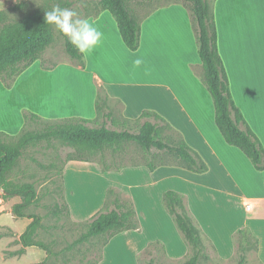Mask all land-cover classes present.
Wrapping results in <instances>:
<instances>
[{"label":"crops","instance_id":"1","mask_svg":"<svg viewBox=\"0 0 264 264\" xmlns=\"http://www.w3.org/2000/svg\"><path fill=\"white\" fill-rule=\"evenodd\" d=\"M213 6L219 52L235 104L264 146V0H216ZM85 19L103 33L102 42L85 58V68L69 60L45 69L39 60L11 88L0 79V133L19 135L25 126L24 111L50 121L94 120L99 86L127 119L156 112L204 159L208 171L141 167L106 179L131 196L138 217L155 223L158 230L165 229L169 213L165 193L181 194L220 259L235 255V236L242 230L258 241L254 256L264 264V171L229 145L216 125L214 100L195 71L202 62L189 10L171 3L153 11L142 22L136 52L126 47L109 11ZM152 236L172 245L167 254L171 260L184 258L173 249L177 244L185 247L180 235ZM225 236L230 243L224 249L216 239Z\"/></svg>","mask_w":264,"mask_h":264},{"label":"trees","instance_id":"2","mask_svg":"<svg viewBox=\"0 0 264 264\" xmlns=\"http://www.w3.org/2000/svg\"><path fill=\"white\" fill-rule=\"evenodd\" d=\"M86 1L93 4L95 9L94 14L86 18L98 17L103 11H109L116 19L126 47L132 52L138 51L141 44L142 22L157 8L140 17L132 4L142 7L153 0ZM215 1L183 0L175 3L184 5L190 12L202 62V65L195 68V71L214 100L217 127L229 145L240 149L258 171H264V146L235 104L229 75L219 52L218 30L213 6ZM44 2V5L29 11V2L19 0L0 11V79L7 88H11L16 79L35 62L43 61L44 53L54 43V26L45 23V11L51 10L56 5L65 9L73 5L69 0H46ZM65 50L72 61L77 62L82 68L86 67L84 56L68 42L67 38ZM43 66L45 69H51L44 61ZM111 102L105 88L99 86L95 107L98 116L94 120L71 118L50 121L24 111L25 126L19 135L10 136L4 132L0 133L2 198L9 200L19 197L21 202L14 205V215L19 219L28 217L32 220L21 236L24 247H40L50 252L44 243L33 240V236L41 227V217L27 215L24 212L39 202L35 186L10 179L19 159L23 156V150L31 145L41 141L59 142L63 147L73 149L66 161L89 162L90 158L98 153L104 154L111 150L116 154L131 143L138 145L153 160L162 161L159 164L149 163L148 167L151 170L162 166H178L200 174L208 171V165L204 159L158 113L146 111L136 120H130L121 115L116 117ZM40 122L46 123V127L39 131H27L29 125ZM115 193V190H110V194ZM163 201L185 240L199 251L184 264H198L202 232L190 214L184 197L177 192L169 191L165 193ZM139 225L133 202L122 199L118 195L113 200L110 209L92 218L87 231L76 243L89 242L99 236L113 237L123 232L135 231L139 229ZM244 233L245 231L241 230L236 235H244ZM254 240L257 247L258 241ZM246 262L247 258L242 253L238 264H246ZM34 264H45V261ZM149 264L156 263L151 260Z\"/></svg>","mask_w":264,"mask_h":264},{"label":"rangeland","instance_id":"3","mask_svg":"<svg viewBox=\"0 0 264 264\" xmlns=\"http://www.w3.org/2000/svg\"><path fill=\"white\" fill-rule=\"evenodd\" d=\"M17 1L19 0H0V11ZM23 1L29 2L28 10L32 11L44 5L46 0ZM69 1L73 5L68 9L76 12L79 18L85 19L95 12L93 4L86 0ZM182 1L153 0L142 7L134 4L132 7L141 17L158 7ZM53 32L54 43L42 57L47 67L71 60L65 50L66 37L55 27ZM111 106L115 116L120 117L121 107L113 102ZM45 127L44 122L33 123L28 126L27 131H39ZM72 152L73 149L63 147L55 141H41L23 150V156L10 179L35 186L39 202L24 212L41 217V227L33 240L44 243L50 252L40 247H24L21 236L32 220L28 217L17 218L13 207L21 199L14 197L3 200V191L0 189V264H34L43 261L45 264H149L151 260L156 264H184L199 252L185 240L169 213L166 214V227L163 230L154 228L155 223L147 224L138 217V230L113 237L99 236L89 242L77 244L76 241L87 231L92 218L110 209L116 196L133 202L131 196L106 179L109 174H120L126 169L148 167L149 163L159 164L162 161L153 160L138 145L131 143L119 153L108 150L104 154L92 156L89 162L77 161L85 163V167H75L71 165L73 161H66ZM110 190H115L116 193L110 194ZM159 231L165 234H159ZM171 232L180 235L184 242L185 247L182 244L173 246L175 253L184 256L181 260H171L167 254L173 251L172 245L168 246L162 238L152 236L157 234L169 237ZM234 241L235 255L231 259H220L208 237L201 234L198 264H238L242 253L247 258L246 264H258L254 256L256 244L252 236L245 232L244 235H236ZM216 242L224 249L230 243L227 236L218 237Z\"/></svg>","mask_w":264,"mask_h":264},{"label":"clouds","instance_id":"4","mask_svg":"<svg viewBox=\"0 0 264 264\" xmlns=\"http://www.w3.org/2000/svg\"><path fill=\"white\" fill-rule=\"evenodd\" d=\"M45 23L54 26L84 58H87L103 39V33L93 22L79 18L76 12L59 5L45 11ZM135 64L139 65L140 61H135Z\"/></svg>","mask_w":264,"mask_h":264},{"label":"built area","instance_id":"5","mask_svg":"<svg viewBox=\"0 0 264 264\" xmlns=\"http://www.w3.org/2000/svg\"><path fill=\"white\" fill-rule=\"evenodd\" d=\"M248 208H250V206H248Z\"/></svg>","mask_w":264,"mask_h":264}]
</instances>
